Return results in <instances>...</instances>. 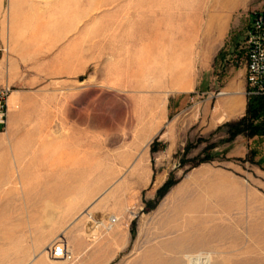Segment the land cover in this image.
Returning a JSON list of instances; mask_svg holds the SVG:
<instances>
[{"label": "rangeland", "instance_id": "374dc122", "mask_svg": "<svg viewBox=\"0 0 264 264\" xmlns=\"http://www.w3.org/2000/svg\"><path fill=\"white\" fill-rule=\"evenodd\" d=\"M260 10L264 0H0V86L13 89L0 264H264L248 153L264 110L211 118L231 71L246 70ZM60 240L72 261L51 258Z\"/></svg>", "mask_w": 264, "mask_h": 264}, {"label": "built area", "instance_id": "2783aa9c", "mask_svg": "<svg viewBox=\"0 0 264 264\" xmlns=\"http://www.w3.org/2000/svg\"><path fill=\"white\" fill-rule=\"evenodd\" d=\"M244 51L248 100L264 101V10L256 11L250 16ZM12 94L13 89L9 85L0 86V131L8 125ZM223 94L221 92L219 96ZM117 223L116 217H111L107 224L101 222L106 229L114 227ZM50 253L51 258L55 260H73V253L63 240L56 242Z\"/></svg>", "mask_w": 264, "mask_h": 264}, {"label": "crops", "instance_id": "0c3cea01", "mask_svg": "<svg viewBox=\"0 0 264 264\" xmlns=\"http://www.w3.org/2000/svg\"><path fill=\"white\" fill-rule=\"evenodd\" d=\"M231 75V81L223 89L225 94L219 96L215 102L211 118L216 127L240 120L248 112L246 70H232ZM235 145L238 148L231 150L229 156H238V150L244 147V138H238ZM249 145L248 153H254V161L249 162V180L255 188L264 191V136L250 140Z\"/></svg>", "mask_w": 264, "mask_h": 264}, {"label": "trees", "instance_id": "16d2710c", "mask_svg": "<svg viewBox=\"0 0 264 264\" xmlns=\"http://www.w3.org/2000/svg\"><path fill=\"white\" fill-rule=\"evenodd\" d=\"M249 103H250V106H253L255 107L254 110L252 111L254 114H255V117H258L263 110H264V101L262 99H251L249 100ZM250 109V107H249ZM249 109H248V112H247V115L244 117L246 118L249 114ZM245 119L243 121H241L240 125L243 126V123ZM239 125L237 124H234L232 126H229L230 127V135L232 136V138L236 137V136H239L240 134L243 133V131H239L237 128H238ZM234 128H236L234 130ZM257 128V133H255L254 135H252L253 137L254 136H258V135H264V125L262 126H256Z\"/></svg>", "mask_w": 264, "mask_h": 264}, {"label": "bare ground", "instance_id": "6f19581e", "mask_svg": "<svg viewBox=\"0 0 264 264\" xmlns=\"http://www.w3.org/2000/svg\"><path fill=\"white\" fill-rule=\"evenodd\" d=\"M225 94V93H224ZM223 94V95H224ZM13 95V94H12ZM12 97V96H11ZM13 99V98H12ZM13 101H15V99H13ZM30 202V201H29ZM29 207V206H28ZM49 253H50V249H49ZM51 255V253H50ZM196 256V255H195ZM193 257V256H192ZM53 259V258H52ZM208 257H203L201 254L192 258L190 260V264H208ZM55 260V259H53ZM35 261H36V264H43V260H41L39 257H35Z\"/></svg>", "mask_w": 264, "mask_h": 264}]
</instances>
